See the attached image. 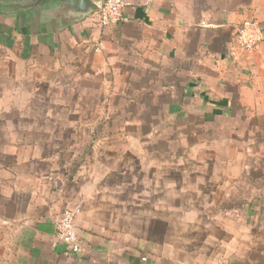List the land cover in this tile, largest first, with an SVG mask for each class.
<instances>
[{
  "label": "crops",
  "instance_id": "crops-1",
  "mask_svg": "<svg viewBox=\"0 0 264 264\" xmlns=\"http://www.w3.org/2000/svg\"><path fill=\"white\" fill-rule=\"evenodd\" d=\"M37 1L0 0V45L79 68L82 107L0 110V264H264V42L235 43L264 0Z\"/></svg>",
  "mask_w": 264,
  "mask_h": 264
},
{
  "label": "rangeland",
  "instance_id": "rangeland-1",
  "mask_svg": "<svg viewBox=\"0 0 264 264\" xmlns=\"http://www.w3.org/2000/svg\"><path fill=\"white\" fill-rule=\"evenodd\" d=\"M12 46H14L13 49H16L15 44H12ZM37 61H40L41 68L32 69L30 68L32 64L29 58H25V55L22 54L17 55L16 51L7 52L0 45V110L19 108L57 110L68 107L80 109L82 107L81 100L68 102L64 98V95L69 94L66 93V88L70 87L75 90L74 92L80 91V84L77 85L78 78H75V75L78 76L79 74V68L75 66L74 68L66 67L63 64L59 68H49L51 59L46 57L37 59ZM35 94H40V97L36 99ZM47 95L51 97L46 99ZM71 104L73 105L71 106ZM103 107L106 111L107 107H111V102H105L104 100V105L101 102V108ZM5 119L0 114V121L4 122ZM79 119L74 118L75 121ZM85 125L94 126V124ZM137 125L142 124H136L135 126L137 127ZM73 126L75 127L76 124H73ZM135 132L138 133L137 128ZM71 136L76 135L74 133V136Z\"/></svg>",
  "mask_w": 264,
  "mask_h": 264
},
{
  "label": "built area",
  "instance_id": "built-area-1",
  "mask_svg": "<svg viewBox=\"0 0 264 264\" xmlns=\"http://www.w3.org/2000/svg\"><path fill=\"white\" fill-rule=\"evenodd\" d=\"M127 7L125 0H103L97 11L98 22L103 27H116L123 21V10ZM264 42V28L255 20L244 21L237 29L235 43L244 53H252ZM78 209L66 208L54 222L55 237L71 254L80 251L74 220Z\"/></svg>",
  "mask_w": 264,
  "mask_h": 264
},
{
  "label": "water",
  "instance_id": "water-1",
  "mask_svg": "<svg viewBox=\"0 0 264 264\" xmlns=\"http://www.w3.org/2000/svg\"><path fill=\"white\" fill-rule=\"evenodd\" d=\"M48 1L58 2L61 6L71 9L77 14L87 15L91 12H97L99 6L91 0H39L36 5L44 4Z\"/></svg>",
  "mask_w": 264,
  "mask_h": 264
}]
</instances>
